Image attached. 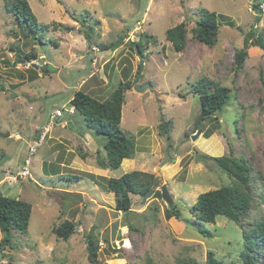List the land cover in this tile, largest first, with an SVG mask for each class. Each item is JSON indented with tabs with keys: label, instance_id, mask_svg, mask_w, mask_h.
I'll return each mask as SVG.
<instances>
[{
	"label": "rangeland",
	"instance_id": "rangeland-1",
	"mask_svg": "<svg viewBox=\"0 0 264 264\" xmlns=\"http://www.w3.org/2000/svg\"><path fill=\"white\" fill-rule=\"evenodd\" d=\"M27 1L38 22L48 25L44 45L35 44L34 34L25 37L0 0V195L31 205L28 232H14L11 246L0 247V264H90L88 234L98 241L97 264H177L180 258L204 264L209 251L221 264H242L241 228L218 217L208 225L213 237L204 238L191 225L190 208L200 194L234 184L201 155L244 156L262 176L258 188L264 192V50L249 43L242 68L235 70L246 34L255 29L252 40L264 37L248 0ZM202 9L218 15L212 48L192 34ZM181 23L188 33L179 53L165 32ZM141 33L151 39L138 51L133 43ZM117 41L122 44L115 51L103 50ZM200 78L231 90L216 120H199L192 83ZM127 80L132 88L124 95L120 128L134 136L136 151L119 168L100 169L104 137L95 136L81 115L67 113L70 100L81 90L104 101ZM139 85L149 87L137 92ZM56 110L61 119H51ZM161 122H170L169 141L159 133ZM24 167L27 177L20 174ZM132 171L154 176L153 193L145 201L131 194V209L117 211L115 194L92 177ZM162 186L170 204L157 195ZM253 199L244 229L264 211L258 194ZM172 206L179 218L167 217ZM64 221L75 224L67 241L53 233ZM2 238L0 232V243Z\"/></svg>",
	"mask_w": 264,
	"mask_h": 264
},
{
	"label": "trees",
	"instance_id": "trees-1",
	"mask_svg": "<svg viewBox=\"0 0 264 264\" xmlns=\"http://www.w3.org/2000/svg\"><path fill=\"white\" fill-rule=\"evenodd\" d=\"M249 1V0H248ZM6 12L11 14L25 37L30 33L34 34L35 44H45L43 36L48 31V25L38 22L32 13L27 0H4ZM200 20L197 21L192 34L195 40L212 48L217 42V32L219 30L218 15L202 9ZM78 22V20H76ZM259 18L256 19V22ZM53 28L70 31L68 27L53 25ZM57 27V28H56ZM39 32L40 36H35ZM187 29L181 23L165 32L166 39L172 44L176 52L184 51L187 41ZM256 30L252 29L246 34L243 48L235 54V70L239 71L247 58L249 43L256 45L264 50V37L259 34L256 40ZM85 39L89 40V34L85 32ZM151 36L139 35V40L133 43L138 51L141 47L145 48ZM121 41H117L109 46H103V50L115 51ZM26 58L35 56L34 54L25 55ZM20 58V57H19ZM135 85V84H134ZM133 85V86H134ZM194 94L198 96L200 103L199 120L214 119L218 113L224 112L231 100V90L220 86L206 78H200L192 83ZM132 88L129 80L120 82L117 87L108 94L104 101L92 97L84 91H76L70 100L74 112L81 115L87 124L95 130V136L104 137L105 160L97 158L100 169L119 168L123 161L134 157L136 151V141L134 136L127 134L120 128L121 111L124 104L125 92ZM170 122H161L159 133L162 137L170 140ZM238 131V129H236ZM210 134L205 137L208 138ZM201 160H212L216 165L226 172L234 180L231 186H222L216 190L202 193L190 210L194 216L191 223L198 234L204 238H212L213 233L208 225H215L217 218L222 217L238 225L242 233L243 243L239 257L242 264H264V211L261 219L255 223H249L248 229H244L242 222L248 217L252 205L254 204L253 194H258V199L264 204V192L258 186L262 182L261 175L253 173L252 165L244 156L236 157L230 151L228 156L209 157L201 155ZM128 162V161H126ZM103 187L106 192L115 194V208L117 211L126 212L131 209V194L145 195L154 183V176L148 173L132 171L123 174L119 178L92 177ZM162 198L160 192L157 193ZM171 208V207H170ZM167 211V217L179 218V211ZM31 216V205L21 199L9 198L0 195V232L3 235L0 247L11 246L13 233L26 234L28 231ZM54 235L67 241L75 233V224L71 221H64L53 229ZM87 259L90 264L98 263L99 246L98 241L92 234L86 236ZM177 264H198L185 258L178 259ZM204 264H221L215 257L214 252L209 251Z\"/></svg>",
	"mask_w": 264,
	"mask_h": 264
},
{
	"label": "built area",
	"instance_id": "built-area-1",
	"mask_svg": "<svg viewBox=\"0 0 264 264\" xmlns=\"http://www.w3.org/2000/svg\"><path fill=\"white\" fill-rule=\"evenodd\" d=\"M249 5H248V11L255 16V18H259L258 24L260 26H264V0H249ZM68 114H73L74 109L71 108L67 112ZM62 117V112L60 110H56L52 115L51 119H61ZM43 136L39 138L38 142H34L30 148H29V154L33 153L35 148L40 146V143L42 142ZM25 165H28V160H25ZM20 174L23 177L29 176V172L26 167L22 169Z\"/></svg>",
	"mask_w": 264,
	"mask_h": 264
},
{
	"label": "water",
	"instance_id": "water-1",
	"mask_svg": "<svg viewBox=\"0 0 264 264\" xmlns=\"http://www.w3.org/2000/svg\"><path fill=\"white\" fill-rule=\"evenodd\" d=\"M33 67L35 69L38 68V65H33ZM149 86H136L135 87V91L137 92H142L144 91L146 88H148ZM70 124V123H69ZM198 135H193L192 136V140H195L197 138ZM153 193V190H149L144 196H143V201H145L148 197H150ZM161 194H162V199H164L166 201L167 204H170L172 202V198L169 195L168 191L166 190V188L164 186L161 187Z\"/></svg>",
	"mask_w": 264,
	"mask_h": 264
},
{
	"label": "clouds",
	"instance_id": "clouds-1",
	"mask_svg": "<svg viewBox=\"0 0 264 264\" xmlns=\"http://www.w3.org/2000/svg\"><path fill=\"white\" fill-rule=\"evenodd\" d=\"M256 19H257V18H255V20H256ZM257 24H258V22H257ZM71 108H73V107H71ZM71 108H70V109H71ZM73 109H74V108H73ZM69 115H70V114H69Z\"/></svg>",
	"mask_w": 264,
	"mask_h": 264
}]
</instances>
